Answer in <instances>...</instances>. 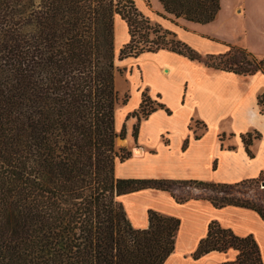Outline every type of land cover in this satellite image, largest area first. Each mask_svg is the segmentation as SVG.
<instances>
[{
	"label": "trees",
	"instance_id": "1",
	"mask_svg": "<svg viewBox=\"0 0 264 264\" xmlns=\"http://www.w3.org/2000/svg\"><path fill=\"white\" fill-rule=\"evenodd\" d=\"M166 14L197 23L213 21L221 0H159ZM128 24L122 60L168 49L215 69L264 72V57L243 46L201 54L152 22L134 0H0V264H164L175 249L181 221L149 210L147 228H135L118 197L146 188L172 193V185L203 190L196 196L215 207L241 201L238 183L168 178H117L115 15ZM154 37L150 39V36ZM231 52L239 53L233 67ZM127 101V97L123 100ZM144 92L138 124L162 104ZM264 106V93L259 96ZM149 107V109H148ZM148 109V110H147ZM260 133L243 135L248 146ZM119 161L131 156L120 147ZM251 154V152L249 151ZM173 194V193H172ZM238 252L223 264H264L253 235L240 236L217 220L193 253Z\"/></svg>",
	"mask_w": 264,
	"mask_h": 264
},
{
	"label": "crops",
	"instance_id": "2",
	"mask_svg": "<svg viewBox=\"0 0 264 264\" xmlns=\"http://www.w3.org/2000/svg\"><path fill=\"white\" fill-rule=\"evenodd\" d=\"M136 5L152 22L172 31L201 54H222L231 46H243L237 36L210 29L220 13L202 24L173 19L159 0ZM242 11L236 9L238 14ZM130 39L127 22L117 16L115 50L120 53ZM253 53L264 57L260 52ZM117 62L125 74L116 77V84L129 96L116 112L115 125L121 131L127 119L125 140L132 153L116 163L117 178L238 183L264 177V108L259 104L264 72L243 75L215 69L168 49L144 51L138 56L117 58ZM144 92L163 106L141 119L135 138L137 119L128 115L139 109ZM257 132L260 137L247 146L242 136ZM118 199L135 228L148 227L151 209L180 219L175 249L164 264H223L235 260L238 252L234 249L193 257L213 220L240 236L253 235L264 262V219L252 208L215 207L200 198L178 202L171 192L155 188L125 193Z\"/></svg>",
	"mask_w": 264,
	"mask_h": 264
},
{
	"label": "rangeland",
	"instance_id": "3",
	"mask_svg": "<svg viewBox=\"0 0 264 264\" xmlns=\"http://www.w3.org/2000/svg\"><path fill=\"white\" fill-rule=\"evenodd\" d=\"M135 4L140 1H144L147 4H151V0H134ZM237 8H242V13L238 14L236 12ZM219 18L210 23V29L214 32L222 35H226L228 37H235L240 40L243 44V47L247 48L250 51H256L264 54V0H221V9H220ZM119 16L115 15V18ZM114 27H115V19H114ZM154 36L151 35L150 39ZM176 39H179L177 35ZM116 58H118L119 50H115ZM230 57L232 58L233 67H238L240 64L238 60L242 57L239 53L231 52ZM258 57V56H257ZM261 58V57H259ZM116 65H118V69L115 72V82L116 77H120V75L125 74V70L119 66V62L116 59ZM116 87L119 91L121 100L116 107L115 110V118L116 112L120 107L123 106V99L128 97L127 92H123L120 89V85L116 84ZM157 102H153L152 105L156 106ZM262 107V106H261ZM264 108V106H263ZM149 109V107H148ZM147 109V110H148ZM142 118L143 114H140ZM137 117H135L136 121ZM127 119H125L126 121ZM124 124L126 125V122ZM116 126V125H115ZM116 130L119 132L120 129ZM134 136V135H133ZM126 138V137H125ZM125 138L117 137L115 141V148L117 151L116 162L119 161L120 155L122 151L119 150L120 147H126L130 149L131 146H126ZM264 181V177L258 183H247L242 186L241 189L243 191L242 194H239L238 197L241 201L249 202L251 205H254L264 211V185H262ZM172 193L176 197H186V196H198L203 194V190L201 188H197L189 185H172L171 189Z\"/></svg>",
	"mask_w": 264,
	"mask_h": 264
},
{
	"label": "water",
	"instance_id": "4",
	"mask_svg": "<svg viewBox=\"0 0 264 264\" xmlns=\"http://www.w3.org/2000/svg\"><path fill=\"white\" fill-rule=\"evenodd\" d=\"M262 185H264V181H263Z\"/></svg>",
	"mask_w": 264,
	"mask_h": 264
}]
</instances>
